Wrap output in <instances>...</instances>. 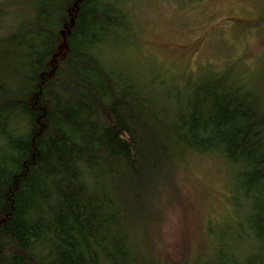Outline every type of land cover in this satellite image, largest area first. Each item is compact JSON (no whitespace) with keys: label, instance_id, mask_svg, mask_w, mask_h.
Listing matches in <instances>:
<instances>
[{"label":"trees","instance_id":"16d2710c","mask_svg":"<svg viewBox=\"0 0 264 264\" xmlns=\"http://www.w3.org/2000/svg\"><path fill=\"white\" fill-rule=\"evenodd\" d=\"M125 2L0 0V264H157L137 225L192 154L237 170L220 264H264L263 98L206 72L165 108L105 55L132 31Z\"/></svg>","mask_w":264,"mask_h":264},{"label":"rangeland","instance_id":"374dc122","mask_svg":"<svg viewBox=\"0 0 264 264\" xmlns=\"http://www.w3.org/2000/svg\"><path fill=\"white\" fill-rule=\"evenodd\" d=\"M124 6L132 31L105 55L156 80L154 94L165 108L206 72L226 73L264 100V0H126ZM236 171L218 154L183 159L147 228L137 225L149 262L220 264L223 231L231 227L230 239L241 234L243 217L232 198Z\"/></svg>","mask_w":264,"mask_h":264},{"label":"bare ground","instance_id":"6f19581e","mask_svg":"<svg viewBox=\"0 0 264 264\" xmlns=\"http://www.w3.org/2000/svg\"><path fill=\"white\" fill-rule=\"evenodd\" d=\"M156 2H157V1H156ZM216 4H217V3H216ZM143 25H144V24H143ZM142 31H143V30H142ZM141 33H142V32H141ZM119 34H120V33H119ZM138 40H139V39H138ZM134 44H135V43H134ZM138 49H139V48H138ZM140 50H141V49H140ZM114 52H115V51H114ZM116 56H117V55H116ZM140 69H141V68H140ZM239 69H240V68H239ZM144 77H145V76H144ZM159 83H160V82H159ZM157 84H158V83H157ZM157 84H156V85H157ZM156 85H155V86H156ZM158 92H159V91H158ZM158 95H159V94H158Z\"/></svg>","mask_w":264,"mask_h":264}]
</instances>
